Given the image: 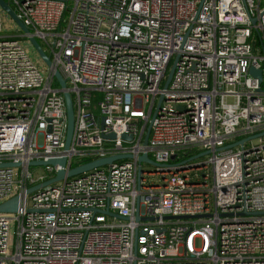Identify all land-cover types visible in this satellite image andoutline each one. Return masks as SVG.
<instances>
[{
    "label": "built area",
    "instance_id": "obj_1",
    "mask_svg": "<svg viewBox=\"0 0 264 264\" xmlns=\"http://www.w3.org/2000/svg\"><path fill=\"white\" fill-rule=\"evenodd\" d=\"M6 1L75 130L0 7V264H264V0Z\"/></svg>",
    "mask_w": 264,
    "mask_h": 264
},
{
    "label": "water",
    "instance_id": "obj_2",
    "mask_svg": "<svg viewBox=\"0 0 264 264\" xmlns=\"http://www.w3.org/2000/svg\"><path fill=\"white\" fill-rule=\"evenodd\" d=\"M0 7H2L9 14V16L16 22L19 29L22 31L23 35L29 39L30 43L33 45V47L35 48V50L37 51V53L39 54L41 59L44 61V63L47 65V67L50 70H53L52 72L54 74V77L57 79V81L61 87V90H63L65 100H66L67 116H68V127H67V137H66V148L68 149L71 145V141L73 139V134H74V130H75V112H74L73 100H72L71 94H70L69 90L67 89L66 80H65L63 74L61 73V71L57 68H54L53 61L51 60L50 56L45 52V50L43 49V47L41 46L39 41L36 39V37L30 35L29 28L21 21V19L17 16V14L11 8L9 3L6 0H0ZM253 22H256V19H253ZM175 67H176V61L173 63L171 69L169 70L167 79L165 81L164 88H168L169 83L173 77ZM250 73L252 75H254L255 77H257L260 82L262 81V79H263L262 69H256L254 67H251ZM162 98L163 97H161V100H162ZM150 132H151V124L149 125V127L146 131V135H145V139H144L145 145H147V143H148ZM263 135H264V131L262 133L254 135V136H249L247 138H244L235 144L229 145L228 147H232V146L237 145V144L242 145L247 140L258 138V137L263 136ZM107 137L115 138L116 135L114 133H112V134L107 135ZM122 137L124 139L131 138V136H129L127 134H123ZM205 154H206V152H204L200 155H205ZM124 157H128V156L113 155V156H109V157H105V158H100V159L85 163L83 165L77 166V167L70 169L68 171L65 169L66 161H67L66 157L54 158V159H50L48 161H44V160L32 161L31 162L32 166L60 164L61 169L57 172L55 177L29 188L28 192L29 193L34 192V191H36L42 187L51 185V184H53L59 180L65 179V177H67V176H75V175L81 174L85 171L94 169L98 166H101L104 164H110L114 160L121 159ZM139 160L140 161H146L149 163H154L149 158V156L147 154L141 155ZM19 165H20L19 163L0 164V166H19ZM18 206H19V197L15 196V197L11 198L10 200H8V201H6L0 205V213L16 212L18 210ZM182 217H187V216L173 217V218H182ZM137 219L139 220V219H141V217L139 215H137Z\"/></svg>",
    "mask_w": 264,
    "mask_h": 264
},
{
    "label": "rangeland",
    "instance_id": "obj_3",
    "mask_svg": "<svg viewBox=\"0 0 264 264\" xmlns=\"http://www.w3.org/2000/svg\"><path fill=\"white\" fill-rule=\"evenodd\" d=\"M5 30L12 33V34H16L20 37H18L19 41L21 42V44L23 45V47L26 49V51L29 53L30 57L32 58V60L38 65V67L40 68V70L46 75H49L50 69L47 67V65L44 63V61L41 59V57L39 56V54L37 53V51L35 50V48L33 47V45L30 43L29 39L25 36H22V32L19 29L18 25L16 24V22L10 17L7 18L5 21ZM260 138H262V140L264 141V136L259 137V138H255L252 143L254 144H258L260 143ZM248 145H250V142H247ZM34 168H39L41 169V171L43 173H45V168L44 167H34ZM145 169L151 170V166L150 165H145Z\"/></svg>",
    "mask_w": 264,
    "mask_h": 264
}]
</instances>
